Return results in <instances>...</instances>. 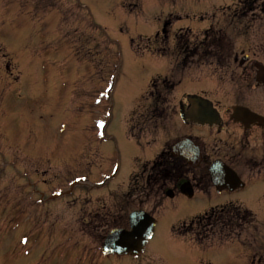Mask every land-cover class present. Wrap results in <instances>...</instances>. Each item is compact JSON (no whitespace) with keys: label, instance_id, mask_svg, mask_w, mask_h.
Wrapping results in <instances>:
<instances>
[{"label":"rangeland","instance_id":"1","mask_svg":"<svg viewBox=\"0 0 264 264\" xmlns=\"http://www.w3.org/2000/svg\"><path fill=\"white\" fill-rule=\"evenodd\" d=\"M236 1L0 0V264H247L240 245L219 243L224 233L216 227L207 225L194 239L197 225L186 229L184 221L240 202L260 226L257 232L247 228V241L257 233L263 243L264 178L250 176L248 164L252 155L262 156L253 147L256 136L241 138L228 122L220 129L196 127L178 114L191 93L211 99L225 121L234 104L264 113V85L255 87L251 75L243 80L238 64L249 54L264 65V0H249L248 11ZM204 28L226 38L228 60L201 54L209 39ZM156 32L167 57L150 52ZM114 49L120 66L108 83L106 52ZM146 110L161 122L131 136L129 119ZM183 135L194 138L209 160L229 162L245 186L218 193L206 177L205 192L194 188L192 197H161L155 189L143 195L145 202L126 198L131 175ZM114 166L113 179L99 176ZM75 179L82 183L47 196ZM135 207L156 220L146 250L137 258H103L99 237L125 226Z\"/></svg>","mask_w":264,"mask_h":264},{"label":"water","instance_id":"2","mask_svg":"<svg viewBox=\"0 0 264 264\" xmlns=\"http://www.w3.org/2000/svg\"><path fill=\"white\" fill-rule=\"evenodd\" d=\"M190 103L187 110L181 109L183 118L189 117L192 121L199 124L219 123V117L216 111L213 110L212 104L207 99L192 95L188 96ZM234 113L245 115L250 119L264 120L251 111L241 106H234ZM173 153L182 155L190 164L195 165L198 160L199 151L192 141L188 138H181L173 145ZM212 180L218 189L223 187L233 188L234 174L225 168L220 162L215 161L209 168ZM181 190L187 195H191V189L188 184H182ZM169 193V191H168ZM154 220L143 211H133L130 213V229H113L105 239L104 251L116 253H132L137 254L143 250L147 238L153 231Z\"/></svg>","mask_w":264,"mask_h":264},{"label":"trees","instance_id":"3","mask_svg":"<svg viewBox=\"0 0 264 264\" xmlns=\"http://www.w3.org/2000/svg\"><path fill=\"white\" fill-rule=\"evenodd\" d=\"M246 0H244L245 2ZM204 38H209L206 44L207 47L203 48L202 55L207 54V57L211 58L209 55L212 54L214 56H218L215 58L218 61H226L228 54H227V44L228 41L226 38L221 35L219 32H215L214 30H207L203 34ZM178 43L181 44L183 50V40L181 38L177 39ZM209 51L206 52L207 49ZM181 51V50H180ZM185 53V51H182ZM194 52V51H193ZM185 61L183 60V63ZM169 155V154H168ZM182 165V161L179 159H170L164 154H161L157 160L153 163L151 167V172L149 174L148 185L149 189L151 190V186L154 184H158L159 179L162 180L169 179L173 173V170ZM251 212L246 209H241L235 205H225L219 208L210 209L202 215L194 217L189 224L187 225L186 229H190L193 224H196L198 227V231L194 234L195 238H200L207 232V225L210 227H216L215 230L219 232H226V235L235 231L236 227L238 226L239 221H249L251 219ZM214 229V228H213ZM222 240V237H220Z\"/></svg>","mask_w":264,"mask_h":264},{"label":"flooded vegetation","instance_id":"4","mask_svg":"<svg viewBox=\"0 0 264 264\" xmlns=\"http://www.w3.org/2000/svg\"><path fill=\"white\" fill-rule=\"evenodd\" d=\"M252 160L253 159H251V161ZM252 164L253 165H256L258 167V165L255 162H252ZM60 190H61L60 187H58L57 189H55V191H60ZM53 192L54 191H49V193L47 194V196H50L51 193H53ZM39 195H40L41 200H43L44 199V195L43 194L42 195L39 194ZM99 206H101V204H99ZM29 211H31L30 208H29ZM246 257L249 258L247 264H264V246H260L259 248L256 246V249H250V253Z\"/></svg>","mask_w":264,"mask_h":264},{"label":"snow or ice","instance_id":"5","mask_svg":"<svg viewBox=\"0 0 264 264\" xmlns=\"http://www.w3.org/2000/svg\"><path fill=\"white\" fill-rule=\"evenodd\" d=\"M101 126H103V125L101 124Z\"/></svg>","mask_w":264,"mask_h":264}]
</instances>
